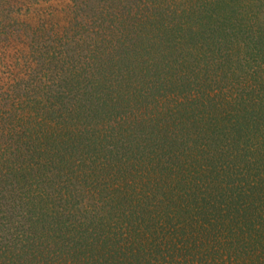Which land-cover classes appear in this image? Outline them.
Instances as JSON below:
<instances>
[{
    "label": "trees",
    "instance_id": "16d2710c",
    "mask_svg": "<svg viewBox=\"0 0 264 264\" xmlns=\"http://www.w3.org/2000/svg\"><path fill=\"white\" fill-rule=\"evenodd\" d=\"M1 2L3 44L44 58L0 74V264H264V0L117 7L77 38L102 5L48 36Z\"/></svg>",
    "mask_w": 264,
    "mask_h": 264
},
{
    "label": "rangeland",
    "instance_id": "374dc122",
    "mask_svg": "<svg viewBox=\"0 0 264 264\" xmlns=\"http://www.w3.org/2000/svg\"><path fill=\"white\" fill-rule=\"evenodd\" d=\"M31 1L32 2L28 7L29 9L25 8V6H21L22 11L21 12L17 11L15 16L13 15V12H10L12 17L11 21L12 22L15 21V23L17 24L18 23L17 17H23L21 13L24 12L25 17L20 19L28 20V23H30L31 24L30 26L32 27L36 26L37 24L45 25L46 27H44V29L47 35H48L47 30L58 31L62 23L67 19V12L72 11L73 13L79 4L83 8L82 13L87 14L88 18L89 17L97 18L96 15L97 5L99 4L102 5L104 7V12L99 16L100 18H97V22L101 26L99 27L98 24H95V22L87 23L86 17L78 18L77 20L85 24V27L83 26L78 27L75 30H72V32L68 35L69 37H76V38L80 36L81 33H83L84 35L88 34L89 36L92 37H102V35L105 34L104 27L109 25L111 20L113 19L112 12L117 11L118 9L122 8L124 11H127L129 9L133 10L136 7L144 8V5L147 6L148 4L155 2L164 3V4L170 3V0H31ZM250 1L251 0H232V2L230 3L231 11L229 12V14L233 16H239L242 18L248 17L250 14L245 13V10L249 5L252 4ZM0 3L4 5V2H1V0ZM6 5L8 8L9 2H7ZM7 8L5 10H7ZM19 8H20L19 6L16 7V9ZM256 8L257 7L254 6V9ZM28 30H30V28H28ZM34 32L35 31L30 30L26 32V34L30 33L31 35H33ZM96 32H99V35H95ZM26 34L24 36L25 38H26ZM60 39L61 42H63L65 40V35L61 36ZM60 39L55 37L54 42L52 41L48 44L50 52L54 51L55 47H57V50L59 49L58 40ZM14 48L15 49L11 51L9 45L5 46L3 42L0 40V58L2 59L3 57L4 59H6L4 63H0V74H2L1 75L2 77H7L9 74H13V72L15 71L16 62L20 63L19 65H17V68L24 67V65L29 68V64L31 63L34 65V69H39L41 71L38 65L39 62L42 61L41 59L44 58L43 55L39 56L37 53L34 55L33 54L18 55V52L22 48V45L19 44L18 46H14ZM15 56H17L16 58L20 60V62L15 60L11 62L13 58L15 59ZM46 56L48 57V55ZM42 65L45 66L44 64ZM49 65L50 66L46 67L47 68L46 71H48V73L53 68V66H51L50 63ZM31 71H33V68H31ZM54 73L55 72H53L52 75H54ZM35 75L37 76L36 73H33L32 75L24 76L23 78L25 80L24 81L22 80L21 84L26 85L29 88V84H31L30 78Z\"/></svg>",
    "mask_w": 264,
    "mask_h": 264
}]
</instances>
